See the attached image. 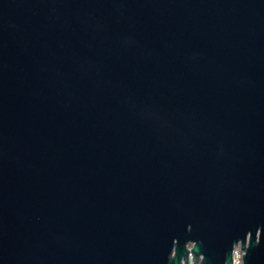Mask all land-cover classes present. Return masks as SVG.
<instances>
[{
    "label": "water",
    "instance_id": "1",
    "mask_svg": "<svg viewBox=\"0 0 264 264\" xmlns=\"http://www.w3.org/2000/svg\"><path fill=\"white\" fill-rule=\"evenodd\" d=\"M236 243L264 264V0H0V264Z\"/></svg>",
    "mask_w": 264,
    "mask_h": 264
},
{
    "label": "flooded vegetation",
    "instance_id": "2",
    "mask_svg": "<svg viewBox=\"0 0 264 264\" xmlns=\"http://www.w3.org/2000/svg\"><path fill=\"white\" fill-rule=\"evenodd\" d=\"M192 247H193V245L191 244V243H188V245H187V248L189 249V250H192ZM235 247V250H234V253H233V257L235 258V260H234V264H239V258H240V255H239V252L240 251H242V247H241V245L240 244H237L236 243V245L234 246ZM240 250V251H239ZM243 252V251H242ZM244 254V253H243ZM238 255H239V257H238ZM244 256V255H243ZM242 256V257H243ZM202 258V257H201ZM243 260H244V257H243ZM243 260H241V264H243ZM183 264H186V262L185 263H183Z\"/></svg>",
    "mask_w": 264,
    "mask_h": 264
},
{
    "label": "rangeland",
    "instance_id": "3",
    "mask_svg": "<svg viewBox=\"0 0 264 264\" xmlns=\"http://www.w3.org/2000/svg\"><path fill=\"white\" fill-rule=\"evenodd\" d=\"M239 251H240V250H239ZM239 255H240V258H239V259H240V260H239V264H241V260H243V257H242V256H243L244 254H243L242 251H240V252H239ZM239 255H238V257H239Z\"/></svg>",
    "mask_w": 264,
    "mask_h": 264
}]
</instances>
